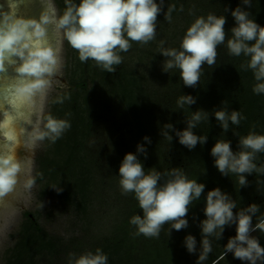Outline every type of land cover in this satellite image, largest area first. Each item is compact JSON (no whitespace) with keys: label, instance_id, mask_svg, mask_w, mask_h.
<instances>
[{"label":"clouds","instance_id":"1","mask_svg":"<svg viewBox=\"0 0 264 264\" xmlns=\"http://www.w3.org/2000/svg\"><path fill=\"white\" fill-rule=\"evenodd\" d=\"M64 3L65 10L61 15L46 13L39 22L18 20L0 28V71L4 69L6 58L18 57L20 64L16 71L28 78L15 89L21 102L30 103L36 94H44L50 78L61 67L59 49L48 42L50 24H54L62 32L63 39L78 52L81 63L91 60L99 69L114 73L123 63L121 53H127L133 43L143 47L156 39L157 17L164 6V0L159 3L156 0H79V3L64 0ZM242 3L250 6V0H242ZM176 10V5H169L164 19L171 23L172 13ZM179 11H184L183 5ZM189 15H194L192 8ZM231 15L235 26L228 38L224 27L226 17L209 12L206 16H196L186 29L179 48L164 47L165 41L161 40L158 53L166 58L163 71L179 70L184 86L195 88L204 66H215L218 48L224 46L229 56L246 58L240 68L252 72L255 80L252 92L264 94V27L251 19L250 13L240 6L231 10ZM70 98L69 94L58 96L53 103L63 104ZM195 103L196 99L191 95H180L176 100L178 109ZM66 115L70 116V113ZM214 116L224 133L228 132L230 124L238 126L245 119L240 111L229 112L227 107L215 110ZM45 120L43 130H37L34 135L36 141L47 139L54 144L71 128L69 119H58L48 114ZM208 120V112L197 110L187 117L184 130H175L168 123L163 126L161 134L165 141L171 143L173 137L169 131H175L179 143L192 150L198 143L203 145L207 142L206 135L198 136L193 129ZM254 128L247 135L240 136L238 151L234 152L231 142L223 139L217 140L211 148L214 166L224 176H237L240 188L249 185L246 174L264 175V163L258 166L256 162L258 154L264 153V134H257ZM143 139L151 143L149 137ZM137 153L147 158L143 144L137 145ZM21 171L22 164L14 155L0 153V199L14 191ZM118 176L121 195L134 194L142 211V215H133L129 220L135 228L133 235H143L148 239H158L166 224L171 225L169 235L172 229L180 231L187 228L189 208L201 198L205 189L203 183L190 179L182 168L164 172L152 168L146 172L138 155L131 152L125 154ZM34 184L35 178H29L25 187L31 189ZM236 208L235 200L219 187L207 192L203 210L206 218L200 221L202 240L196 264H204L212 252V239H222L225 227L233 224L236 235L229 238L220 259L232 253L235 259L247 264H264V247L251 235L256 231L264 233V216L257 217L260 206L252 203L234 213ZM253 216L257 221L254 225ZM184 244L190 254L197 252L194 236L187 235ZM68 264H108V257L97 248L94 253L87 251L78 256L69 253Z\"/></svg>","mask_w":264,"mask_h":264},{"label":"trees","instance_id":"2","mask_svg":"<svg viewBox=\"0 0 264 264\" xmlns=\"http://www.w3.org/2000/svg\"><path fill=\"white\" fill-rule=\"evenodd\" d=\"M55 1L62 14L65 10L64 0ZM206 1L164 0L163 11L158 15L161 21L159 28L163 30L167 23H169L164 19V14L167 12L169 5H176L177 10L172 13L171 23L172 25H178L181 21L178 24H176V21L187 18L188 15L185 16V14L186 12L189 13L188 10L190 8L193 9L194 15H189L188 19H195L196 16L204 14L206 16L205 12H201L203 8L202 4ZM226 1L231 3L234 9L240 6L245 11H248L250 18L264 27V0H250V6L244 5L242 0ZM73 2L79 3V0H73ZM156 2L159 3L160 0H156ZM224 2L225 0H208L207 6L216 9L217 4L221 5ZM181 5L184 8L183 12L179 11ZM230 17L229 22L224 26L226 38L231 36V28L235 26L234 18L232 15ZM171 23L169 24L171 25ZM187 28L186 26H181L179 30H175L178 33L173 36L179 35L182 37ZM137 46L132 49L139 57V60L137 58L135 64L127 65L122 63L117 66L114 73H108L99 69L101 80L96 86L102 88L109 94H115L123 107L131 114L132 122L130 125L128 124L131 127V136L127 153L137 154L138 159L142 162L147 172L158 157L157 149L161 148V145H158L160 140L157 133V126H155V121L152 116L153 113H151V107L156 101V97L159 94L158 88H160L162 83L157 80V77H154L152 79L153 82L149 83L148 78L145 77L142 70L138 69V64L142 63L141 59L144 60L153 53H151V49H143V47L140 49ZM75 53L78 54L77 51ZM143 55L144 58H142ZM245 60L246 58L243 56H229L226 47L220 46L216 65L204 68L200 82L195 88L184 86L179 75V70H176L175 75L168 76V80L167 78L165 79L167 81L161 78L163 82H166L164 86L167 89L171 88L172 94L175 96V106L176 100L180 95H191L196 99V103L193 105L185 106L184 109L177 108L173 116L175 130H184L187 127V117L197 110L208 112L209 120L202 122L197 128L193 129L194 133L198 136L206 135L207 142L203 145L198 143L192 150L181 145L178 137L175 135V131H171L174 147L168 151L169 153L165 157L161 156V159L164 158L167 162L161 167L158 166V168H161L162 172L171 168H182L190 179H196L198 183H203L205 189L201 198L198 201H194L189 208L186 216L188 227L180 231L172 229L169 235L168 229L171 225L166 224L158 239H148L143 235H133L135 228L129 224V220L133 215H142V211L139 208L138 201L134 198V194H131L128 200L129 212L122 218L121 223L115 226L112 231L113 235L104 238L98 246L107 255L108 264H196L201 248L200 242L202 240L200 221L206 218L203 210L206 206L207 192L217 187L235 200L237 208L233 209L234 213L241 208L256 203L260 206V212L257 213V217L264 216V175H258L256 173L246 174L249 185L240 188L238 177L235 175H222L214 166L215 158L211 156V148L217 140L223 139L230 141L231 148L235 152L239 150L238 143L240 136L247 135L249 131L253 130V126H255L254 130L257 134H264V94L256 95L252 92V86L255 83L253 74L251 71H243L240 68L241 63ZM89 61L86 62L87 65ZM81 64L78 63L73 69L71 79L72 89L59 95L69 94L71 98L65 100L63 104H58L53 103L58 97L55 96L51 103V109L44 115V119L48 114H51L58 119L66 116L70 120L71 128L55 142V146L57 152L67 154L66 163H70L73 157L75 159L77 158L80 162L79 170L74 173L76 178L75 182L62 195L68 201L73 203L77 201L75 203L77 213L83 216L84 213L87 214L89 209L91 202L90 187L94 179L92 168L89 165L93 163L94 168L97 169L100 163L87 160L88 157H86V154L78 155L84 139L90 135L91 121L90 119L88 120V117L92 110L90 101L93 100V94L88 95L86 93L87 80L84 74L86 67H81ZM149 84L153 86V89H149ZM107 85H109V88H106ZM157 85L159 86L154 89ZM225 101L227 102L226 104H224ZM224 107H227L229 112L232 110L240 111L242 116L245 117L238 126L230 124L229 130L226 133L223 132V129L214 116L215 110H220ZM68 113L70 115L72 113L73 115L67 116L66 114ZM145 136L150 138V144L144 141L143 138ZM138 144H143L147 149L146 159L143 154L137 153ZM168 155L171 157H168ZM256 162L258 166L264 163V153L258 154ZM40 163L42 165L44 162L41 161ZM156 166L152 167L155 168ZM52 176L55 177L54 174ZM256 222V217L253 216V225ZM28 225L26 231L27 237L24 235V230H22L23 235L18 245L12 251L13 254L8 260V264H29V262L36 264L35 258L39 254L55 255L56 245L59 239L56 241L43 240L39 242L38 240L41 237L39 238L40 235L36 234L37 226H34L31 222ZM33 227L35 232L31 231ZM233 231L235 233H232ZM233 231L222 235V239L220 240L212 239V252L204 264H214V262H217V264H247L245 261L235 259L232 253H228L224 259H220L229 238L236 235V228ZM187 235L194 236L197 241V252L195 254H190L185 247L184 239ZM251 235L255 236L259 240L260 245L264 247V233L256 231ZM26 238L28 239L27 241L24 240ZM141 238H143L142 242ZM21 242H24L27 246L26 250L21 249V247L18 248Z\"/></svg>","mask_w":264,"mask_h":264},{"label":"rangeland","instance_id":"3","mask_svg":"<svg viewBox=\"0 0 264 264\" xmlns=\"http://www.w3.org/2000/svg\"><path fill=\"white\" fill-rule=\"evenodd\" d=\"M41 1L49 14L61 15V10L55 0ZM207 1L202 4L201 12H205L206 15L209 12L223 15L226 17V23H228L231 18V10H234L232 4L225 0L224 4H217L216 9H213L207 6ZM185 16L187 18L184 20L176 21V24L181 21L178 25L167 23L163 30L159 28L161 21L157 17L156 39L143 46V49H151L153 54L144 60L141 59L142 63L138 64V69L142 70L149 83L153 82L154 77H157V80L162 83L158 88L159 94L152 105L153 108L151 107L160 140L158 145H161V148L157 149L158 157L150 168L152 169L154 168L152 166L157 165L155 168L161 172L162 169L158 166L161 167L167 162L164 158L161 159V156L165 157L169 153L168 151L174 147L172 141L168 143L164 140L161 130L168 123L174 127L173 116L177 107L174 105L175 96L172 94L171 88L167 89L164 86L165 81L176 74V70L163 71L162 66L166 58L158 53V46L163 40L165 41L164 47L179 48L183 36H173L178 33L175 30H179L181 26L189 27L194 20V18L188 19L189 13L187 12ZM15 17L17 19V16ZM48 42L54 48L59 49L61 67L50 78V85L45 93H38L32 98L28 114L22 123L21 142L16 150V159L21 162L22 171L14 191L0 199V264H8L7 262L13 254L12 251L23 235L22 230L27 237L26 231L30 222L37 226L36 234L40 235L39 238L41 237L39 242L59 239L55 255L39 254L35 258L36 264H68L69 253H76L77 256L87 251L94 253L104 238L113 235L112 231L115 226L121 223L122 218L130 210L128 200L131 194L128 196L121 195L118 175L119 164L128 152L131 136V127L128 124H131L132 118L115 94H109L96 86L97 83H100L101 75L99 68L95 66L93 61L90 60L88 65L86 63L81 64V67H86L84 69L87 80L86 93L88 95L93 94V100L90 101L92 110L88 117V120L91 121L90 135L84 139L78 155L86 154L87 160L100 163L97 169L94 168L93 163L89 165L92 168L94 179L90 187L91 202L87 214L79 215L75 205L77 201L73 203L66 200L62 195L76 180L74 173L79 170V160L73 157L70 163H66L67 154L57 152L55 143L53 144L47 139L43 141L34 140L36 131L44 128L46 123L44 115L51 109L54 97L72 89L73 69L78 63H81L78 61V54L63 39L62 32L57 30L54 24L48 26ZM136 46L141 49L139 44L133 43L132 48L127 53H121L124 58L123 64H135L137 58L139 60L138 55L132 50ZM12 59L15 61V57ZM17 59L19 58L17 57ZM17 67L15 63L12 65L10 79H5L3 75H0V87L7 88L10 84L9 81L17 77ZM205 67L208 66L205 65ZM161 78L164 80L167 78V80L163 82ZM158 86H155L154 89ZM107 87L109 88V85ZM149 89H153L150 84ZM74 90L76 89L74 88ZM72 115L71 113L70 116ZM62 119L67 118L62 116ZM169 134L171 135V131ZM0 143H4L3 134H0ZM168 157L171 156L168 155ZM41 161L44 162L42 165ZM38 173L42 175H38ZM29 178H35V184L31 189L25 187ZM235 228V224L226 226L223 235ZM31 231H34V227ZM24 240L27 241L28 239ZM71 240L72 242H70ZM142 241L143 238H141ZM19 247L23 250L27 248L24 242H21ZM29 264L32 263L29 262Z\"/></svg>","mask_w":264,"mask_h":264},{"label":"bare ground","instance_id":"4","mask_svg":"<svg viewBox=\"0 0 264 264\" xmlns=\"http://www.w3.org/2000/svg\"><path fill=\"white\" fill-rule=\"evenodd\" d=\"M15 4L13 6L8 7L9 13L7 15L6 14L0 15L1 27L2 26L5 27L8 24L18 21V19L14 17V12H13L15 9L13 7L16 6ZM5 64L8 65L9 70L6 71V73H3V77L5 79H10L9 75L12 74V65L14 64V59H12V57L6 58ZM27 80H28L27 77L22 76L18 81L17 86H19L23 82H27ZM15 89L11 92L10 99L8 100V104L14 112L12 113L6 112L3 115L4 116L3 117L2 112L4 113L5 107L3 102L0 100V119L2 120L0 123V127L3 130L4 143H6L7 154H12L16 157L17 155L16 150L21 142L20 130L22 127L24 117L28 114L30 103L21 102L15 94Z\"/></svg>","mask_w":264,"mask_h":264},{"label":"water","instance_id":"5","mask_svg":"<svg viewBox=\"0 0 264 264\" xmlns=\"http://www.w3.org/2000/svg\"><path fill=\"white\" fill-rule=\"evenodd\" d=\"M15 2H16V4H15ZM24 3H25V0H16V1L15 0H4V2H3V0H0V15L1 14L7 15L9 13L8 7L13 6L15 4L16 6L13 7V8H15L13 12H14V15L17 16V19H19L20 21H22V20L23 21H30L29 18L25 16L27 14L23 13L21 9H18L19 7H22L24 5ZM23 16L26 18L24 19ZM0 28H3V26L2 27L0 26ZM14 63L17 64V66H19L20 60L17 59V57H15ZM8 70H9L8 65L4 64V69L2 71H0V75H3V73H6V71H8ZM21 77L22 76L20 74H18L14 80L10 81V84L7 88L0 87L1 88L0 89V100L3 102L4 107H5L4 113L2 112V116L6 112L7 113L14 112L8 104V100L10 99L11 92L16 88L18 81L20 80ZM1 121L2 120L0 119V123H1ZM0 134H3V130L1 129V127H0ZM0 148H1L0 153L7 154L6 143H2V144L0 143Z\"/></svg>","mask_w":264,"mask_h":264},{"label":"flooded vegetation","instance_id":"6","mask_svg":"<svg viewBox=\"0 0 264 264\" xmlns=\"http://www.w3.org/2000/svg\"><path fill=\"white\" fill-rule=\"evenodd\" d=\"M18 9H21L25 14H27L28 11V14L25 16L28 17L30 21L36 22H39L44 14L49 13V11H46V9L44 8L41 0H25L24 5L22 7H19ZM26 17L23 16L24 19Z\"/></svg>","mask_w":264,"mask_h":264}]
</instances>
